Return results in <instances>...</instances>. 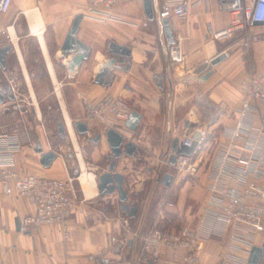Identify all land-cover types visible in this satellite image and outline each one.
<instances>
[{
  "label": "crops",
  "instance_id": "1",
  "mask_svg": "<svg viewBox=\"0 0 264 264\" xmlns=\"http://www.w3.org/2000/svg\"><path fill=\"white\" fill-rule=\"evenodd\" d=\"M90 1L12 0L9 11L0 14V47L10 48L6 54L5 69L0 68V73L6 75L9 71L16 70L21 74L27 92L35 95L30 71L22 55L19 58V54H16L15 64L11 65L10 54L16 52L9 33V28H12L16 43H26L28 39L38 43L54 92L55 85L42 42L56 81L54 60L57 56L61 58L63 82H57L61 95L63 91L64 94L86 96L91 101L111 95L123 101L130 112L135 111L141 115L135 131L128 130L125 122L113 127L122 134L125 143L132 142L136 147L133 157L122 155L116 161V171L124 176V189L129 204L137 208L136 215L139 214L140 205L132 199L131 192H145L146 180L152 178V172L144 173L139 181L134 175L120 170V164L126 158L139 160L142 157L146 160L152 154L154 159L157 157L158 160H168L172 153L170 145L173 139L179 138L182 142L186 136H192L196 128H200L207 135L208 141L205 151L196 158L199 164L196 177L182 173L176 175L168 164L165 165L168 168L159 175L160 184L165 173L172 175L170 185L161 184L163 187L168 190L178 187V198L171 211L181 216L184 225L196 227L207 196V162L214 144L220 138L221 129L235 123V109L241 97L239 84L250 74L264 78V26L254 25L251 28L247 47L239 35L214 40L210 34L226 27L230 22V15L219 9V4L224 0H202L200 5L191 9L185 19L169 21L173 43H168L162 23L157 18L163 0H152V21L146 18L142 0L119 1L110 8H91ZM77 15H82V19L75 39L81 46L64 56L61 46ZM110 43L129 49L130 57L124 63L115 61L108 68L111 59L118 58L110 53ZM171 45L177 46L181 58L175 68L170 62ZM83 51L88 52V58L79 65L74 63L73 57ZM219 53H226V58L212 66L210 61ZM104 69L107 71L104 79L107 84L101 85L96 83V76ZM209 71L212 74L201 82L200 78ZM0 88L3 92L8 90L7 87ZM80 108V119L83 121L81 101ZM188 116L191 123L188 122ZM186 121L189 123L188 127H185ZM64 125L61 126L65 130ZM87 126L89 133L85 136L91 137L90 131L95 132L94 135L100 133L101 140L98 143L103 144L107 129L100 125ZM60 127L59 133L63 135L64 130L60 132ZM18 134L22 146L15 158L20 174L33 173L58 179L64 178L66 173L70 174L63 156L50 150L49 145L46 147L45 141L31 138L26 133ZM37 144L42 149L39 153L36 152ZM49 150L55 152L57 157L45 168L40 161ZM106 161L109 162L107 158ZM91 174L94 176V189L88 197L79 179L82 199L79 201L76 196V208L68 222L69 238L63 236L62 229L57 224L22 232L18 228L19 218L33 213L34 209L12 192H6L0 183V264H129L122 261L123 254L133 260L137 258L142 244L139 226L137 229L128 227L124 221L127 219L130 223L136 222V216L130 219L120 210L116 194L100 198L96 175ZM111 199L112 205L116 200L117 214H111L108 209L103 208ZM123 237L127 241V248L120 249L118 241ZM226 240V236H212L204 241L197 253L200 262L216 264ZM263 243L264 236L257 237L255 245L261 246ZM152 260L153 264H180L165 256Z\"/></svg>",
  "mask_w": 264,
  "mask_h": 264
},
{
  "label": "built area",
  "instance_id": "2",
  "mask_svg": "<svg viewBox=\"0 0 264 264\" xmlns=\"http://www.w3.org/2000/svg\"><path fill=\"white\" fill-rule=\"evenodd\" d=\"M129 0H91L90 7L110 8L117 2ZM12 0H0V14L7 13ZM202 0H163L158 20H183ZM219 9L230 15L229 24L210 34L214 40L239 35L244 46L250 41V30L260 23L264 26V0H224ZM170 62L180 63L177 46L171 45ZM6 76V75H5ZM6 78H8L6 76ZM8 79L7 91L0 101V113L12 107L20 114L17 90ZM241 97L235 109V123L220 131L208 160L207 196L196 227L182 225L178 229L152 227L142 238L143 259L165 256L180 264H202L198 257L201 244L212 236H226L224 249L216 264H249L250 250L257 237L264 236V78L248 75L239 84ZM3 93L0 88V96ZM12 98H10V96ZM83 107V121L87 125L113 128L127 120L130 110L120 99L106 95L96 101L77 95ZM188 122L191 123L189 117ZM1 128V127H0ZM201 135L191 156H178L173 166L176 175L196 177L197 156L205 151L207 135ZM182 143L191 147L192 136ZM22 141L17 130L0 132V183L8 193L25 200L33 213L19 218L22 232L57 224L63 236L69 238L68 222L76 208L75 180L69 173L62 179L17 170L16 154ZM164 165L168 160L163 161ZM169 165V164H168ZM258 264H264V255Z\"/></svg>",
  "mask_w": 264,
  "mask_h": 264
},
{
  "label": "rangeland",
  "instance_id": "3",
  "mask_svg": "<svg viewBox=\"0 0 264 264\" xmlns=\"http://www.w3.org/2000/svg\"><path fill=\"white\" fill-rule=\"evenodd\" d=\"M9 44L14 48L12 43ZM17 47L18 51L14 48L16 52H11L10 54L11 65L15 64V55L19 52L30 71L31 85L35 90L34 97L40 115L37 114L35 105H33L34 99L32 95L25 89V83L22 80L21 74L16 70H12L6 74L8 77L6 78L3 73H0V87H7L8 79L13 80L12 84L17 90L16 104L20 105L22 110H29L26 113L23 111V114H20L18 110H13L12 107H9L8 110L0 113V132L17 130L19 133H26V135L31 138H41L45 141L46 147L49 145L50 150H55L61 154L67 164L70 175L75 178L73 187L76 190L77 199L80 201L82 197L79 191V177L82 174V168L67 129L65 128L63 135L59 133V127L64 125L63 114L58 98L54 92V86H52L49 80L46 67L40 55L38 43L33 39H28L26 43H17ZM54 63L56 64L57 82L62 84L63 66L60 56L55 58ZM8 70H11V68ZM62 98L73 125L74 134L81 152V158L85 165V171L94 173L97 179L104 170L108 169L106 158L110 150L106 140L104 138L103 144H93L88 141V136H79L75 131L74 123L77 120H81L80 99L76 95L64 94L63 91ZM179 117L181 119V116ZM94 133L95 132L90 131L89 135L93 137ZM152 155H148V159L146 160H143L142 157L139 158V160L126 158L119 166L120 170L129 175H134V178L139 181L142 180V175L144 173L152 172V178L146 180L147 188L145 192H131L132 199L140 205L139 214L136 215V222L133 221L130 223L127 219L124 220L126 222L125 225L128 227L133 226L137 229V226H139L138 229L141 242L143 236L154 226L173 229L184 225V222L181 221V216L171 211V207L178 198V187L168 190V188L160 184L159 175L168 167L163 164V160H158L157 157L155 160ZM111 201L112 199L105 203L103 208L108 209L111 214H117L116 200H114L115 204L113 205ZM118 247L120 249L127 248L125 237L119 239ZM140 247L141 251L137 258L133 260L132 257L123 254L122 261L129 262V264H153L154 261L151 258L147 259L148 262L143 259L144 253L142 251V244ZM114 264H121V262Z\"/></svg>",
  "mask_w": 264,
  "mask_h": 264
},
{
  "label": "water",
  "instance_id": "4",
  "mask_svg": "<svg viewBox=\"0 0 264 264\" xmlns=\"http://www.w3.org/2000/svg\"><path fill=\"white\" fill-rule=\"evenodd\" d=\"M144 13L146 15V18L150 21L154 20V10L152 5V0H142ZM82 19V15H77L71 25V28L69 32L66 35V38L64 40V43L61 46V51L64 56H67L71 54L72 52L76 51L79 46H81V43H79L76 39V33L78 31L80 22ZM162 28L164 35L167 39L168 43H173V34L171 27L169 25V21L167 19H163L161 21ZM256 25H261L260 23H256ZM9 47H0V68L5 69L6 66V54L9 51ZM109 51L112 55L118 56L117 59H111V63L109 62L107 67H111L112 64L117 61L118 63H124L126 59L130 57V50L127 49L124 46L110 43L109 44ZM88 58V52L83 51L81 54L75 55L72 59V61L76 64H81L83 60H86ZM226 58V53H219L217 56H215L211 61L210 64L212 66H216L221 61H223ZM126 68H128V65H126ZM106 69L102 70L97 76H96V83L101 85H106L105 82V76H106ZM212 74V71L207 72L205 75H203L200 78V81L203 82L206 80L210 75ZM10 98H12L11 95H9ZM4 98V92L0 96V101H2ZM141 119V115L135 111H131L127 120L125 121L124 125L125 127L130 131H135L139 121ZM189 123L185 122V127H188ZM74 127L76 129V132L80 136H85L89 133V128L86 125L85 122L81 120H77L74 123ZM64 130V127H60V132ZM201 133L197 130H194L193 132V143L191 147H186L183 145L181 141H179V138L173 139L171 142L170 148L172 149V153L168 157V164L170 166H173L176 162V159L178 156H191L194 148L196 146L197 140L199 139ZM104 137L106 139V142L108 144L110 153L107 157L109 160L108 162V169L104 172H102L97 177V190L100 198H104L106 196H110L113 194H116L119 201V208L121 211L125 212L130 219H133L136 216L137 208L131 204H129V200L126 194V191L124 189V176L116 171V161H118L122 155H125L127 157H133L134 153L136 151V147L132 142H124V138L121 133L117 132L113 128L107 129V131L104 132ZM88 140L91 141L94 144H97L101 140V134L97 133L94 135V137H88ZM42 149L40 147V144H37L36 152H41ZM57 154L53 151H48L45 153L41 158V165L45 168L49 167L50 164L56 159ZM172 181V175L169 173H165L161 178V184L164 186H169ZM18 228L20 229V226L18 225ZM264 255V243L261 246H253L250 250L249 257H248V263L249 264H258L260 260L262 259V256Z\"/></svg>",
  "mask_w": 264,
  "mask_h": 264
},
{
  "label": "bare ground",
  "instance_id": "5",
  "mask_svg": "<svg viewBox=\"0 0 264 264\" xmlns=\"http://www.w3.org/2000/svg\"><path fill=\"white\" fill-rule=\"evenodd\" d=\"M9 33H10V36H11V39H12L11 41L14 42L13 44L15 45V48L18 51V47H17V43H16V35H15V33H14L12 28H9ZM41 46H42V49H43V52H44V56H45V59H46V62H47V66H48L49 72L51 73L52 78H53V82H54V85H55V93H56V96H57L59 104H60V108H61V111H62V114H63V119H64V123H65L66 129H67L68 133L70 134L71 141H72V143H73V145L75 147L76 154H77V157L79 159L80 166L82 168V174L79 177V179H80L83 191H84L85 195L88 197V196H90L92 194L93 189H94V176H93V174L85 171V167H84L85 165H84L83 160L81 158V152H80V149H79V146H78V142H77L76 136L74 134L73 125L71 123V119H70V117H69V115L67 113V110L65 108V104H64L61 92H60L59 84L57 83V81H56V79L54 77L53 67H52V64L50 63L49 57H48V55L46 53V49H45V46H44L43 42L41 43ZM18 54H19V58H20V53L18 52ZM21 61H22V59H21ZM22 65H23V63H22ZM23 70H24L25 76L27 77L28 75H27V73L25 71L24 66H23ZM31 94H32V98L34 99L33 105H35L37 114L40 115V112H39V109H38L37 102L35 100L34 94L33 93H31Z\"/></svg>",
  "mask_w": 264,
  "mask_h": 264
},
{
  "label": "trees",
  "instance_id": "6",
  "mask_svg": "<svg viewBox=\"0 0 264 264\" xmlns=\"http://www.w3.org/2000/svg\"><path fill=\"white\" fill-rule=\"evenodd\" d=\"M161 228V227H160Z\"/></svg>",
  "mask_w": 264,
  "mask_h": 264
}]
</instances>
